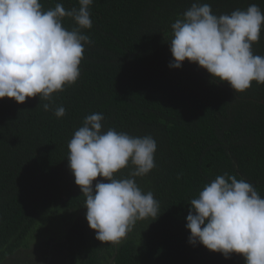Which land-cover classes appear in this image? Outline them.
<instances>
[{
    "label": "trees",
    "instance_id": "obj_1",
    "mask_svg": "<svg viewBox=\"0 0 264 264\" xmlns=\"http://www.w3.org/2000/svg\"><path fill=\"white\" fill-rule=\"evenodd\" d=\"M193 2L94 0L92 28L84 30L94 43L85 46L80 78L54 94L65 116L44 111L39 97L0 100V264H19L20 251L29 257L49 242L62 264H245L240 255L225 259L190 245L185 225L190 200L225 172L264 197V85L235 94L196 64L168 67L171 24ZM200 2L216 15L252 4L264 12V0ZM40 3L44 10L79 7L78 0ZM63 24L73 26L68 18ZM252 49L264 56V27ZM92 113L104 115V131L151 135L157 144L156 167L136 182L153 192L161 214L137 222L119 247L95 239L68 167V143Z\"/></svg>",
    "mask_w": 264,
    "mask_h": 264
},
{
    "label": "clouds",
    "instance_id": "obj_2",
    "mask_svg": "<svg viewBox=\"0 0 264 264\" xmlns=\"http://www.w3.org/2000/svg\"><path fill=\"white\" fill-rule=\"evenodd\" d=\"M60 3L44 10L40 0H0V100L17 104L39 97L44 111L57 119L66 109L54 106V94L74 85L81 75L86 45L94 41L84 30L92 28L90 6ZM65 18L71 28L63 24ZM264 27V12L252 4L231 14H213L211 5L195 0L171 24L168 67L196 64L235 94L255 82L264 85V56L253 53ZM104 115H87L68 143V167L85 197V219L101 244L119 247L139 221H155L160 203L152 191H143L136 178L155 167L157 144L151 135L131 136L103 129ZM93 187V182L97 178ZM186 216L188 243L201 245L225 259L243 257L245 264H264V197L244 179L225 172L207 183L190 200Z\"/></svg>",
    "mask_w": 264,
    "mask_h": 264
},
{
    "label": "flooded vegetation",
    "instance_id": "obj_3",
    "mask_svg": "<svg viewBox=\"0 0 264 264\" xmlns=\"http://www.w3.org/2000/svg\"><path fill=\"white\" fill-rule=\"evenodd\" d=\"M48 247H45V245H41L40 247L35 248L34 254H31L29 257L23 256L24 251H20L18 255H16V258H13V260H16L17 258H21L22 262H18L19 264H62L63 263V255L61 252L52 253L53 244L52 242L47 243ZM31 250H33V245L30 246ZM46 255V258L44 257ZM11 263L12 261L9 260Z\"/></svg>",
    "mask_w": 264,
    "mask_h": 264
},
{
    "label": "water",
    "instance_id": "obj_4",
    "mask_svg": "<svg viewBox=\"0 0 264 264\" xmlns=\"http://www.w3.org/2000/svg\"><path fill=\"white\" fill-rule=\"evenodd\" d=\"M112 260H113V259L110 260V264H111Z\"/></svg>",
    "mask_w": 264,
    "mask_h": 264
}]
</instances>
